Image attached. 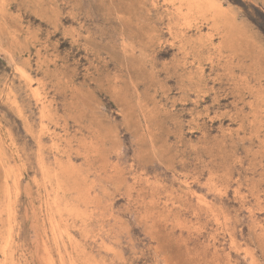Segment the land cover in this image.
Wrapping results in <instances>:
<instances>
[{
	"label": "rangeland",
	"instance_id": "rangeland-1",
	"mask_svg": "<svg viewBox=\"0 0 264 264\" xmlns=\"http://www.w3.org/2000/svg\"><path fill=\"white\" fill-rule=\"evenodd\" d=\"M202 1L0 0V264H264V0Z\"/></svg>",
	"mask_w": 264,
	"mask_h": 264
},
{
	"label": "bare ground",
	"instance_id": "bare-ground-1",
	"mask_svg": "<svg viewBox=\"0 0 264 264\" xmlns=\"http://www.w3.org/2000/svg\"><path fill=\"white\" fill-rule=\"evenodd\" d=\"M198 1V0H197ZM234 1V0H233ZM182 3V2H181ZM191 4V3H190ZM202 5H200V6H203V7H211L212 8V6H215L216 4L212 1V0H203L202 1V3H201ZM210 4V5H209ZM192 7V6H191ZM216 7V9H217V5L215 6ZM193 8V7H192ZM181 9V8H180ZM195 9V8H194ZM193 10V9H192ZM185 11V10H184ZM190 11V10H189ZM214 18V17H213ZM180 77V76H179ZM129 78V77H128ZM182 80V79H181ZM109 96V95H108ZM191 98V97H190ZM214 110V109H213ZM199 115H200V113H199ZM206 115V114H205ZM142 117V116H141ZM247 125V124H246ZM249 125V124H248ZM228 127V126H227ZM242 129V128H241ZM238 133V132H237ZM122 182V181H121ZM215 189V188H214ZM204 197H206V196H204ZM253 203V202H252ZM238 204V203H237ZM62 229H63V227H62ZM42 239V238H41ZM11 242V241H10ZM45 249V248H44ZM46 259H48L47 257H46ZM51 263V262H50ZM187 264V263H186Z\"/></svg>",
	"mask_w": 264,
	"mask_h": 264
}]
</instances>
